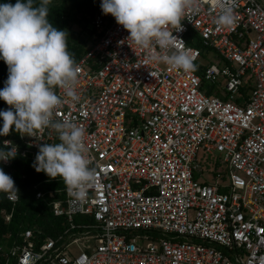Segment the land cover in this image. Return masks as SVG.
Returning <instances> with one entry per match:
<instances>
[{
  "label": "built area",
  "instance_id": "built-area-1",
  "mask_svg": "<svg viewBox=\"0 0 264 264\" xmlns=\"http://www.w3.org/2000/svg\"><path fill=\"white\" fill-rule=\"evenodd\" d=\"M233 13L235 22L219 27V8L203 0L182 31L170 29L195 64L203 48L217 54L222 65L201 75L152 61L130 47L113 16L94 15L96 33L76 62L80 99L63 103L54 119L85 130L96 183L79 201L57 178L63 187L48 194L61 196L53 213L69 228L44 240L24 231L0 247L4 264H264V0H233ZM221 81L224 96L215 95ZM7 141L33 161L40 145L59 143L50 129ZM215 155L225 169L206 181L202 161ZM40 185L37 199L45 196ZM7 199L17 204L19 193ZM2 214L10 223L13 212Z\"/></svg>",
  "mask_w": 264,
  "mask_h": 264
},
{
  "label": "clouds",
  "instance_id": "clouds-1",
  "mask_svg": "<svg viewBox=\"0 0 264 264\" xmlns=\"http://www.w3.org/2000/svg\"><path fill=\"white\" fill-rule=\"evenodd\" d=\"M219 8L216 24L235 22L233 0H212ZM51 0H17L15 5L0 4V60L8 66V79L0 89V99L9 108L0 111V136L13 129L21 137H36L46 129L57 134L59 143H44L33 163L37 173L63 180L67 194L79 201L87 198L96 183V170L85 144V130L68 120L54 119L63 103L78 102L79 66L68 50L66 30L49 21ZM203 0H102L105 15L115 18L130 34L127 41L148 50L152 61L190 74L196 71L195 54L173 35L182 31L186 13H198ZM133 49V48H132ZM156 49L159 51L152 55ZM63 90L67 101L57 95ZM18 153L10 141L0 149V161L15 159ZM0 193L13 198L19 193L11 176L0 169Z\"/></svg>",
  "mask_w": 264,
  "mask_h": 264
},
{
  "label": "trees",
  "instance_id": "trees-1",
  "mask_svg": "<svg viewBox=\"0 0 264 264\" xmlns=\"http://www.w3.org/2000/svg\"><path fill=\"white\" fill-rule=\"evenodd\" d=\"M27 2V0H22ZM39 3V0H36ZM17 0H0V4L15 5ZM102 0H51L49 5V21L59 30L68 32L67 44L69 52L77 62L90 47L91 40L96 33L92 27V20L97 12H102ZM103 13V12H102ZM80 31H76L74 26ZM8 79V66L0 60V89H3ZM251 86L242 88V96L247 98ZM241 104L242 102L239 101ZM7 105L0 99V111L7 110ZM3 120L0 118V127ZM19 134L13 131L8 136H0V149L4 148L7 140H17ZM34 161L17 154L11 160V166H4L0 161V169L11 176L19 190L20 200L17 204L7 199V194L0 193V247L12 246L22 240L21 234L31 229L36 237L44 240L47 237H57L69 228L66 217H56L53 213V203L60 200L57 194L55 198L49 196L50 190H58L63 187L62 183L50 179L45 173H37L33 167ZM40 185V190L45 192L41 199L36 198L34 187ZM3 211L13 212L10 223L3 218ZM92 222L91 219L78 217L76 223ZM0 264H4L0 259Z\"/></svg>",
  "mask_w": 264,
  "mask_h": 264
},
{
  "label": "rangeland",
  "instance_id": "rangeland-1",
  "mask_svg": "<svg viewBox=\"0 0 264 264\" xmlns=\"http://www.w3.org/2000/svg\"><path fill=\"white\" fill-rule=\"evenodd\" d=\"M259 1H261V0H259ZM74 29L76 31H80L81 30L76 25L74 26ZM202 51H203V57L199 60L198 63H196V71L194 73L201 75L202 71H203L202 68H204V67H206V66H208L210 64H221L222 65V62L218 59L217 54L214 51H210L209 49H204V48L202 49ZM251 84H254V82H250V85ZM211 86H213L212 83H206L204 85V92L207 93L208 88L211 87ZM223 86H224V82L223 81H221L219 84H216V86H215V95H219L218 92H221V94H222ZM202 156H204V154L200 153V157H202ZM218 156L219 155H215L214 157H210L207 161H205V160L202 161V166L206 170V176H205L206 181H211V176H210L211 172L216 171V170H218L219 172H223V170L225 169V165H221L220 166V165L217 164V157ZM197 178H198V176H197ZM72 252L74 254L78 253V249H77L76 246L72 247Z\"/></svg>",
  "mask_w": 264,
  "mask_h": 264
},
{
  "label": "crops",
  "instance_id": "crops-1",
  "mask_svg": "<svg viewBox=\"0 0 264 264\" xmlns=\"http://www.w3.org/2000/svg\"><path fill=\"white\" fill-rule=\"evenodd\" d=\"M209 91H210V90H208V93H209ZM218 94H219L218 96H220V95H221V92H218Z\"/></svg>",
  "mask_w": 264,
  "mask_h": 264
},
{
  "label": "water",
  "instance_id": "water-1",
  "mask_svg": "<svg viewBox=\"0 0 264 264\" xmlns=\"http://www.w3.org/2000/svg\"><path fill=\"white\" fill-rule=\"evenodd\" d=\"M211 93V91H209V94Z\"/></svg>",
  "mask_w": 264,
  "mask_h": 264
}]
</instances>
